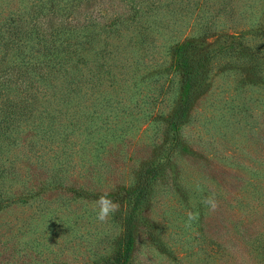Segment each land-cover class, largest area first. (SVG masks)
<instances>
[{
  "label": "trees",
  "instance_id": "obj_1",
  "mask_svg": "<svg viewBox=\"0 0 264 264\" xmlns=\"http://www.w3.org/2000/svg\"><path fill=\"white\" fill-rule=\"evenodd\" d=\"M263 17L264 0H0V264H68L56 245L64 232L76 236L82 215L72 205L101 196L143 201L144 190L132 196L95 184L108 135L125 133L111 117L139 116L150 96L169 100L164 76L180 66L167 58L181 54L186 99L174 96L168 119L181 118L214 57L200 47L208 34L224 33L227 24L229 34L256 35ZM234 52L254 63L264 42ZM148 115L156 117L153 109ZM67 206L73 217L61 214ZM18 207L28 213L7 216ZM120 237L125 250L105 263H126L131 237Z\"/></svg>",
  "mask_w": 264,
  "mask_h": 264
},
{
  "label": "rangeland",
  "instance_id": "obj_2",
  "mask_svg": "<svg viewBox=\"0 0 264 264\" xmlns=\"http://www.w3.org/2000/svg\"><path fill=\"white\" fill-rule=\"evenodd\" d=\"M224 26V33L210 32L200 46L214 57L206 80L175 123L168 119L174 96L186 99L178 82L181 54L167 58L180 66L164 76L171 81L169 100L158 103L150 96L139 116L111 117V126L125 133L108 135L105 165H96L103 177L95 184L126 188L132 196L144 190L145 199L112 200L119 207L105 221L97 219L99 198L73 202L82 215L76 236L64 232L56 245L64 247L68 264H107L104 259L125 250L123 233L132 242L125 264H264V54L254 65L234 52L247 43L261 44L264 32L229 34ZM157 90L148 92L158 95ZM131 93L129 88L124 94ZM152 109L156 117L149 118ZM96 152L101 150L89 154ZM68 212L67 206L61 214L73 217ZM27 213L18 207L7 216L15 220Z\"/></svg>",
  "mask_w": 264,
  "mask_h": 264
},
{
  "label": "clouds",
  "instance_id": "obj_3",
  "mask_svg": "<svg viewBox=\"0 0 264 264\" xmlns=\"http://www.w3.org/2000/svg\"><path fill=\"white\" fill-rule=\"evenodd\" d=\"M208 203H211V201H207ZM99 205V212L97 214V219L100 221H105L110 214L116 212L118 210V204L114 203L112 200L107 198V196H101L99 200L97 201ZM215 207V205H212ZM190 218L191 214H190Z\"/></svg>",
  "mask_w": 264,
  "mask_h": 264
}]
</instances>
